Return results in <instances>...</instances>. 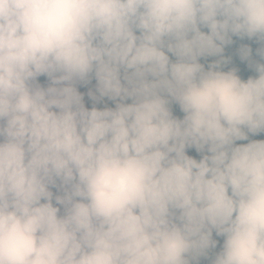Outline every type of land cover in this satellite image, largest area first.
Listing matches in <instances>:
<instances>
[{"label":"clouds","instance_id":"9594fccd","mask_svg":"<svg viewBox=\"0 0 264 264\" xmlns=\"http://www.w3.org/2000/svg\"><path fill=\"white\" fill-rule=\"evenodd\" d=\"M261 136L264 0H0V264H264Z\"/></svg>","mask_w":264,"mask_h":264},{"label":"rangeland","instance_id":"374dc122","mask_svg":"<svg viewBox=\"0 0 264 264\" xmlns=\"http://www.w3.org/2000/svg\"><path fill=\"white\" fill-rule=\"evenodd\" d=\"M43 80H44V78H41V81H42V82H43ZM93 83H94V81H93ZM80 90H81V91H86V88L81 87ZM86 104H87V106H89V107L91 106V102L88 101L87 97H86ZM257 138H264V136L257 137ZM190 154H194V150H191V151H190Z\"/></svg>","mask_w":264,"mask_h":264},{"label":"trees","instance_id":"16d2710c","mask_svg":"<svg viewBox=\"0 0 264 264\" xmlns=\"http://www.w3.org/2000/svg\"><path fill=\"white\" fill-rule=\"evenodd\" d=\"M229 52L232 53V52H234V50L233 49H229Z\"/></svg>","mask_w":264,"mask_h":264}]
</instances>
